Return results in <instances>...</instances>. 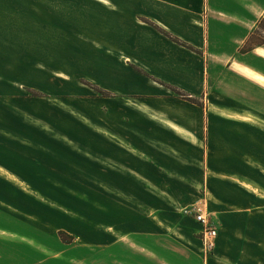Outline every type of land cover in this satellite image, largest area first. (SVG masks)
<instances>
[{"label":"crops","instance_id":"crops-1","mask_svg":"<svg viewBox=\"0 0 264 264\" xmlns=\"http://www.w3.org/2000/svg\"><path fill=\"white\" fill-rule=\"evenodd\" d=\"M263 17L264 0H0V264H264V44L242 51ZM43 182L92 183L91 222L18 185Z\"/></svg>","mask_w":264,"mask_h":264},{"label":"rangeland","instance_id":"rangeland-1","mask_svg":"<svg viewBox=\"0 0 264 264\" xmlns=\"http://www.w3.org/2000/svg\"><path fill=\"white\" fill-rule=\"evenodd\" d=\"M70 42H72V40H70ZM85 83L90 85L100 95H110V92L105 91L96 85H92L90 82H85ZM18 185L25 188V190H27L29 194H32V196H35L36 198H39L40 200H44V202L50 201L56 207L63 206V207H67L68 209L75 208L77 210H82L84 211V214H85V221L91 222L92 220V202H93L92 201V191H93L92 183H67V182L44 183L43 182V183H20ZM101 188L104 192H108V187L106 185L102 184ZM17 190L18 189L16 186H10L6 184V187L4 190L6 200H17L18 199ZM8 204L9 203H7L6 205ZM101 210L102 212L106 211L104 206H102ZM8 218H9L8 215H6V219ZM8 221L9 220H7L6 222ZM210 224L212 225L211 220H210ZM203 231H204V227H203ZM64 232H65L66 238L69 239L66 242H71L74 240V237H75L74 235H70L66 231ZM59 235H60V232H59ZM202 239H203V236H202Z\"/></svg>","mask_w":264,"mask_h":264},{"label":"trees","instance_id":"trees-1","mask_svg":"<svg viewBox=\"0 0 264 264\" xmlns=\"http://www.w3.org/2000/svg\"><path fill=\"white\" fill-rule=\"evenodd\" d=\"M156 28L158 30H160L161 32H163L165 35H167L170 39L174 40L175 42H177L181 45H184V46H186V47H188L194 51H198V49L196 47L188 44L187 42H185L181 38H179V37L173 35L172 33L168 32L164 28H162L160 26H156ZM263 44H264V17L259 21L256 29L251 33V35L247 39L245 45L242 47V51H249V50L255 48L256 46L263 45ZM174 90L176 91V93H178L180 95L187 96L186 93L182 92L181 90H178L177 88H174ZM60 236L65 241L69 240L68 238H66L64 231H60Z\"/></svg>","mask_w":264,"mask_h":264},{"label":"built area","instance_id":"built-area-1","mask_svg":"<svg viewBox=\"0 0 264 264\" xmlns=\"http://www.w3.org/2000/svg\"><path fill=\"white\" fill-rule=\"evenodd\" d=\"M196 219L203 224V241L207 248H211L215 244V239L218 235V230L210 224V220L205 214L203 208L197 206L195 209Z\"/></svg>","mask_w":264,"mask_h":264}]
</instances>
